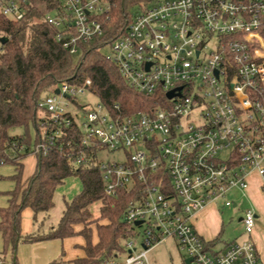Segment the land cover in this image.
I'll use <instances>...</instances> for the list:
<instances>
[{
  "label": "built area",
  "instance_id": "obj_1",
  "mask_svg": "<svg viewBox=\"0 0 264 264\" xmlns=\"http://www.w3.org/2000/svg\"><path fill=\"white\" fill-rule=\"evenodd\" d=\"M58 2L46 22L63 48L79 56L105 35L115 0ZM27 5L0 0V14L21 21ZM106 47L112 51L107 59L135 92L163 93L165 101L127 115L119 105L79 102L95 96L90 80L64 83L40 102L47 114L44 141L32 150L46 155L76 126L80 140L68 143L67 158L76 157L77 167L95 162L107 196L121 189L133 195L125 221L146 229L103 264H151L149 254L169 238L186 264H264L253 239L254 208L241 219L243 237L221 248L194 227L209 205L238 208L231 197L248 198L253 177L264 195V0H158L135 12ZM104 151L127 152V159L105 162Z\"/></svg>",
  "mask_w": 264,
  "mask_h": 264
},
{
  "label": "trees",
  "instance_id": "obj_2",
  "mask_svg": "<svg viewBox=\"0 0 264 264\" xmlns=\"http://www.w3.org/2000/svg\"><path fill=\"white\" fill-rule=\"evenodd\" d=\"M157 1L115 0L105 35L84 45L77 61L57 41V29L46 22V16L59 7L58 0H28L26 16L17 22L0 14V167L11 165L15 169L11 177L15 188L5 194L7 205L0 208V235L5 246L1 256L9 253L10 264H19L17 249L20 245L75 236L85 239L86 256L68 264H103L105 259L122 253L124 243L136 236L135 228L125 221L133 195L121 189L117 197L107 196L95 162L77 167L76 157L67 158L68 143L80 140L76 126L64 130L46 155L36 154V170L26 181L23 161L35 155L33 148L44 141V112L40 102L64 83L83 85L90 80V90L100 102L108 107L119 105L127 115L150 110L165 101L163 93L148 97L135 92L117 67L101 54V49L124 32L137 6L142 9ZM32 125L36 131L34 140L29 135ZM18 127L25 128L26 134L11 135L10 131ZM22 145L26 146L24 152L19 150ZM70 177L80 178L83 189L66 203L57 226L42 232V222L38 232L24 235L23 213L32 211L34 220L39 223L38 216L47 215L54 208L56 190ZM95 204L100 205L97 217L91 212ZM78 226L82 227L79 231ZM94 229L99 239L97 244L93 242ZM60 263L62 260L52 264ZM0 264L7 263L4 260Z\"/></svg>",
  "mask_w": 264,
  "mask_h": 264
},
{
  "label": "rangeland",
  "instance_id": "obj_3",
  "mask_svg": "<svg viewBox=\"0 0 264 264\" xmlns=\"http://www.w3.org/2000/svg\"><path fill=\"white\" fill-rule=\"evenodd\" d=\"M139 10V6L135 8V12ZM101 54L108 58L111 57L112 51L109 47H104L101 49ZM79 56H75V60H79ZM98 98L89 94H86L85 96H82L79 98V102L82 104H91L95 105L98 102ZM46 113H42V117L46 116ZM25 128L18 127L14 128L10 131L11 135H25L26 134ZM29 135L32 138V140L36 137V131L34 126H30L29 128ZM100 158L105 162H117L121 163L124 162L127 159V152H109L104 151L101 153ZM36 163H37V157L36 155H30L25 160V169L23 178L29 177L33 175L36 169ZM3 172V174H1ZM8 173V175H6ZM15 169L11 165H5L0 167V206H2V203L5 201L4 196L2 193L5 190L9 189H1L3 186L6 185H12L13 188L14 182L11 179V177L14 175ZM258 185L259 180L254 179L252 180V185ZM251 188V187H250ZM83 189L82 182L80 178L78 177H70L68 178L62 185L58 187L55 193L54 202L55 206L54 208L49 212L47 215H39L38 216V222L34 220V214L31 215L29 218V223L31 225L32 233L38 232L39 229H41L42 222H44V227L42 232H48L52 228L56 227L59 223L63 212L65 210L66 203H70L79 193H81ZM250 190L248 192V198L241 196L240 193H235L231 199L233 201H237L239 206L238 208L233 207H227L223 208V205H219L220 214L219 215H213L209 216L205 219V227L209 230H213L211 236L213 234H218V244L219 247H223L226 243H230L234 240L241 239L244 235V226L241 222V219L245 213L246 209L254 208L258 212L259 218L257 219V230L253 234L254 242L256 243L259 253L262 254V260L264 261V199L261 196L251 195ZM1 208V207H0ZM99 209L100 205L95 204L91 208V212L93 213L94 217H97L99 215ZM45 218L47 219L46 221ZM27 221V219L25 220ZM105 223V222H103ZM146 229V226H142L140 228H137V233H143V231ZM210 232V231H209ZM96 229L93 233V239L96 237ZM258 233V235H257ZM138 243L141 244V239L139 237L135 238ZM82 238L81 237H74L69 239L68 245L69 249L68 251H78L77 248L79 245L82 244ZM21 246V245H20ZM19 246V247H20ZM4 241L2 236L0 235V263H3L4 260L7 264H10L11 258L10 254L8 253L5 256H1V253L4 252ZM18 247V249H19ZM140 248V247H139ZM18 249H17V257L18 256ZM140 250V249H139ZM65 252V251H64ZM122 258H120L121 260ZM149 259L151 264H186L185 262V254L179 249L177 241L173 238L166 239L163 241L159 246H157L150 254ZM19 260V258H18ZM20 264V262H19Z\"/></svg>",
  "mask_w": 264,
  "mask_h": 264
},
{
  "label": "crops",
  "instance_id": "obj_4",
  "mask_svg": "<svg viewBox=\"0 0 264 264\" xmlns=\"http://www.w3.org/2000/svg\"><path fill=\"white\" fill-rule=\"evenodd\" d=\"M25 160L23 161L24 169H25ZM36 167H37V163H36ZM1 174H3V172H1ZM6 175H8V173ZM31 176L25 177L24 181H26ZM254 179L259 180L257 177L252 178V180H254ZM14 186H15V183H14ZM1 189H4V190L9 189V190H5L2 193L3 195H5L7 192L12 191L14 188L12 185H6V186H3ZM250 192H251L250 194L252 196L257 194L258 196H261L264 199V195L260 192L259 184L258 185H254V184L252 185V182H251ZM4 198H5L4 199L5 201L2 203V206H0V207H5L7 205L8 197L5 195ZM32 214H33V212L30 210H26L23 213L22 233L24 235L32 233L31 225L29 223V221H30L29 218L31 217ZM219 214H220L219 206L209 205L194 220V227H195L196 231L207 242H212L215 240H217V242H218L219 240L217 238L218 234H213L211 236L210 233H212L213 230L207 229L204 226L205 225L204 221L209 216L219 215ZM26 219H27V221H25ZM81 229H82V227H80V226H78L76 228L77 231H79ZM257 235H258V233H257ZM263 235H264V233H263ZM76 237H81V236H76ZM72 238H74V237H72ZM81 238L83 241H82V244L77 247L79 249L77 252L76 251H70V252L68 251L69 246H67V245H68L69 239H71V238H67L65 240H54V241H50V242L30 244V245H21L18 249L19 262H20V264H52L54 262L62 260L63 263H60V264H68V263L73 262L77 259L84 258L86 256V254L83 250V247L85 246L86 242H85V239L83 237H81ZM98 241H99V239H98V235L96 233V237L93 239V242H94V244H97ZM219 246L220 245L217 244V248L222 247V246L221 247H219ZM260 255L262 258L261 253H260ZM263 263H264V261H263Z\"/></svg>",
  "mask_w": 264,
  "mask_h": 264
},
{
  "label": "water",
  "instance_id": "obj_5",
  "mask_svg": "<svg viewBox=\"0 0 264 264\" xmlns=\"http://www.w3.org/2000/svg\"><path fill=\"white\" fill-rule=\"evenodd\" d=\"M2 42L4 43V42H6V40H2ZM56 94H59V90H56ZM174 95H175V94H174L173 91H172V92H169V93L167 94V96H168L169 99L173 98ZM139 225H141V222H137V223H136V226H139Z\"/></svg>",
  "mask_w": 264,
  "mask_h": 264
}]
</instances>
